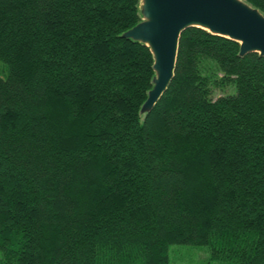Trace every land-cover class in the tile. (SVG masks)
<instances>
[{
	"label": "trees",
	"instance_id": "16d2710c",
	"mask_svg": "<svg viewBox=\"0 0 264 264\" xmlns=\"http://www.w3.org/2000/svg\"><path fill=\"white\" fill-rule=\"evenodd\" d=\"M140 22L141 0H0V264H264V57L190 28L141 115Z\"/></svg>",
	"mask_w": 264,
	"mask_h": 264
},
{
	"label": "water",
	"instance_id": "95a60500",
	"mask_svg": "<svg viewBox=\"0 0 264 264\" xmlns=\"http://www.w3.org/2000/svg\"><path fill=\"white\" fill-rule=\"evenodd\" d=\"M142 22L123 37L150 48L154 58V87L142 106L151 113L175 77L182 33L200 28L236 41L240 56L264 57V14L244 0H141Z\"/></svg>",
	"mask_w": 264,
	"mask_h": 264
},
{
	"label": "rangeland",
	"instance_id": "374dc122",
	"mask_svg": "<svg viewBox=\"0 0 264 264\" xmlns=\"http://www.w3.org/2000/svg\"><path fill=\"white\" fill-rule=\"evenodd\" d=\"M7 73V66L0 61V76H6ZM169 255L170 264H229L211 260V252L207 246L175 244L170 247Z\"/></svg>",
	"mask_w": 264,
	"mask_h": 264
}]
</instances>
